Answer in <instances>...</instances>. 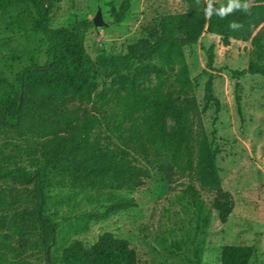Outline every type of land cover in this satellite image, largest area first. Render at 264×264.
<instances>
[{
  "label": "trees",
  "instance_id": "16d2710c",
  "mask_svg": "<svg viewBox=\"0 0 264 264\" xmlns=\"http://www.w3.org/2000/svg\"><path fill=\"white\" fill-rule=\"evenodd\" d=\"M33 1L0 0V11ZM48 2L38 0L37 16L31 25L33 32L43 33L48 39L46 61L23 67L16 83L7 80L6 86L0 87V124L18 137L43 139L41 157L34 169L25 165L0 166V180L9 179L22 185L0 189V245L12 240L30 241L42 252L44 264H139L138 254L129 241L112 231L100 233L90 249L80 239H74L62 251L63 263L57 262L52 248L61 223L46 213L49 189L64 181L74 189L138 188L152 170L158 169L170 180L190 175L214 195L212 205L208 206L193 182L183 189L187 208L194 218L195 262L201 263L212 209L217 210L220 221L226 222L235 207L234 196L223 187L215 160V138H210L200 116L208 108L211 96L200 107L184 54V46L196 40L192 29L204 22V12L193 17L185 13L162 15L157 23L161 35L153 40L133 46L123 54L92 57L85 40L93 20L53 27ZM131 4L132 0L122 1L113 23L125 18ZM241 4H247V8L229 12L241 24L222 35L225 45H230L233 39L249 40L264 22V0ZM180 26L184 29L181 37L177 33ZM207 52L208 65L213 66V48ZM154 53H159V60H147ZM136 68L139 75L156 73L158 83L127 91L116 99L112 111H105L100 117L101 108L94 101L100 69L112 74ZM245 73L264 75V67L234 70L235 75ZM144 109H152L149 120L120 128ZM169 115L176 123L174 136L167 130ZM102 119L117 134V141L105 152L100 140L91 137V131ZM137 205L134 196L110 199L112 208L130 209ZM254 251L251 244H226L222 247L221 264H249ZM3 264L36 263L7 259Z\"/></svg>",
  "mask_w": 264,
  "mask_h": 264
},
{
  "label": "rangeland",
  "instance_id": "374dc122",
  "mask_svg": "<svg viewBox=\"0 0 264 264\" xmlns=\"http://www.w3.org/2000/svg\"><path fill=\"white\" fill-rule=\"evenodd\" d=\"M122 1L49 0L51 26L93 20L100 8L108 24H93L86 34V49L92 57L103 53L115 56L161 35L157 23L162 15L185 13L193 17L204 12V22L192 29L196 40L184 46V54L200 107L211 96L208 108L200 116L210 138H215V160L223 187L234 196L235 207L226 222L220 221L217 210L212 209L203 260L197 263L192 244L194 218L183 189L193 182L208 206L212 205L214 195L194 177L184 175L170 180L154 169L140 187L119 189H74L64 181L52 186L48 194L46 213L61 223L52 248L53 258L63 263L62 251L74 239H80L90 249L100 233L112 231L129 241L138 254L139 264H221V251L226 244L253 245L255 251L249 264H264V75L234 74L236 69L264 67V24L257 27L249 40L233 39L225 45L222 35L241 24L229 13L217 14L216 10L227 7L229 0H132L125 18L113 23ZM37 4L38 0H34L0 11V87L6 86L7 80L16 83L23 67L46 61L48 39L31 30ZM209 4L212 14L205 15ZM183 32L180 26L178 35L181 37ZM210 48L214 51L213 66L208 65ZM147 60L158 61L159 53ZM138 71L136 68L111 74L100 69L94 94V101L101 108L100 117L105 111H112L116 99L127 91L158 83L156 73L139 75ZM151 113L152 109L141 110L120 128L149 120ZM175 129V120L167 116V130L172 136ZM91 137L100 140L103 152L117 141L116 132L103 119L93 128ZM42 142V138L35 136L18 137L0 124V166L25 165L34 169L41 157ZM7 185L22 186L17 181L0 180V189ZM116 196H134L138 205L130 209L112 208L110 199ZM7 259L44 264L42 252L30 241L12 240L0 245V263Z\"/></svg>",
  "mask_w": 264,
  "mask_h": 264
},
{
  "label": "clouds",
  "instance_id": "9594fccd",
  "mask_svg": "<svg viewBox=\"0 0 264 264\" xmlns=\"http://www.w3.org/2000/svg\"><path fill=\"white\" fill-rule=\"evenodd\" d=\"M247 8V4H241L240 0H229V3L227 7L221 6L219 9H217V14L220 16H224L226 13H229L233 11V9H239V8ZM212 14V8L211 5L209 4V7L205 9V15H211Z\"/></svg>",
  "mask_w": 264,
  "mask_h": 264
},
{
  "label": "water",
  "instance_id": "95a60500",
  "mask_svg": "<svg viewBox=\"0 0 264 264\" xmlns=\"http://www.w3.org/2000/svg\"><path fill=\"white\" fill-rule=\"evenodd\" d=\"M93 22L97 26H104L108 24L105 19L103 18L102 10L99 8L95 17L93 18Z\"/></svg>",
  "mask_w": 264,
  "mask_h": 264
},
{
  "label": "crops",
  "instance_id": "0c3cea01",
  "mask_svg": "<svg viewBox=\"0 0 264 264\" xmlns=\"http://www.w3.org/2000/svg\"><path fill=\"white\" fill-rule=\"evenodd\" d=\"M249 3H250V2H249ZM262 24H264V22H263ZM262 24H261V25H262ZM261 25H260V26H261Z\"/></svg>",
  "mask_w": 264,
  "mask_h": 264
}]
</instances>
